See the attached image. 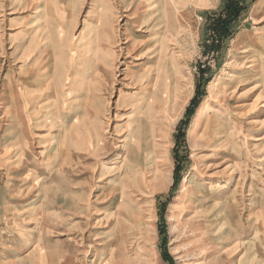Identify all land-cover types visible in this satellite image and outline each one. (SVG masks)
<instances>
[{"label": "rangeland", "instance_id": "obj_1", "mask_svg": "<svg viewBox=\"0 0 264 264\" xmlns=\"http://www.w3.org/2000/svg\"><path fill=\"white\" fill-rule=\"evenodd\" d=\"M145 1H108L110 68L89 57L101 0H0V264H264V0ZM229 1L242 10L218 37ZM149 3L163 31L176 19L174 89L137 136Z\"/></svg>", "mask_w": 264, "mask_h": 264}, {"label": "bare ground", "instance_id": "obj_2", "mask_svg": "<svg viewBox=\"0 0 264 264\" xmlns=\"http://www.w3.org/2000/svg\"><path fill=\"white\" fill-rule=\"evenodd\" d=\"M101 1H102L101 4H103V5L101 6L102 10L98 9V12H97L98 21H99V25L97 26V30L100 31L99 30V26H100L101 30L105 34V37L101 41L97 42V45H96L97 48H95L94 52H91V54L89 52V57H90L91 62L92 61L93 62L98 61V59H99V60H101V62L103 61L105 63L107 61L106 52H108L109 54L114 53L112 51V49L107 48L108 46L105 47V44L110 43V41H112V39L114 38V32L115 31L113 28H114V23H115L117 17H115L114 13L112 12L113 7L110 3H108L109 0H101ZM149 1H151L152 4H155L153 2L154 1L156 2L157 0H147V1H145L146 4ZM99 2H100V0H97L98 5H99ZM151 3H149V4H151ZM152 4L147 5L148 9L146 12H144L143 15L139 14L135 17V21H137L139 23L138 28L136 29L135 32L140 33V34H147L149 36V39L144 41L143 43L142 42L134 43L131 46V48H135V46H136V48H141L142 46H145L146 44H148V45L152 44L153 45L152 47L147 48L149 53H153V55H150V57H145V58H147L148 61H150V63L152 61L153 64L151 63L150 66L146 70H144L142 73H137V74L135 73L133 80H131V82H130L131 84H132V82L134 84L139 83L141 86V85L145 84V82H147L148 80H154L155 79L152 86L146 87L145 85H143V87L141 86L138 89V92H137L138 94L134 93V95L130 96L131 99H138L137 102L139 103V105L137 107H139V109H142L144 107L143 105H146L144 115L143 116H141V115L137 116L135 119V120H137L136 125H135V132H136L137 136L142 135V131L147 129V127H148L147 125L151 119H153V120H151L152 122H154L156 120V115H157L158 109L162 108V107H166L168 105V101L173 96L172 91L174 89V86L172 85L174 74L172 71H170L171 74H169L167 72L168 75H166V78H165L166 82L163 81L164 73H163L162 69L165 68L164 67V58L166 56H164L162 53L166 49V51L169 52V60H172L174 57L173 48H171L170 46H172V45L174 46L176 43L175 36L173 33L174 32L173 28L176 26V19L173 15H172L173 16L172 18L171 17H169V18L164 17V19H166V21L168 22V25H167L166 29L163 31L162 27L159 26L161 24L157 23V21L159 20L160 17L157 18L159 16V15H157V11L152 10L154 8V5H152ZM170 4H175V3L172 2ZM161 7H162V5H161ZM153 13H155L156 16H153ZM162 32L168 33L167 34L168 36H166L165 38L164 37L159 38V36L163 35ZM127 34H129V33H127ZM136 37H138V36H136ZM169 47L171 49H169ZM127 57H128V55H125L124 58H127ZM114 60L115 59L113 57L109 61V63H105V64H108L110 66V68H113ZM95 63L96 64L93 63L92 66H95L98 64L97 62H95ZM112 72H113V70H112ZM112 72H110V73H112ZM128 73L129 72H127L126 76L128 75ZM112 75H113V73H112ZM112 79H114V78H112ZM126 88H129V86ZM136 95L137 96L140 95V96L136 97ZM122 103H124L123 98H122ZM14 105L15 106H14V112L13 113L15 115H17V120H18L17 125H18L19 130L21 131V134H23L22 136H24V138L22 139V143H24L25 133H26V131H25L26 121H25V118L23 116L25 115V112L23 109V105H19V108H17V110H16L17 104L15 103ZM204 112H205L204 108L200 107L198 109L197 118L200 117L201 115H203ZM102 127L104 128V126H102ZM105 129L106 128H104L103 130L107 131ZM67 134L68 133H66V135ZM18 153H20L18 159L22 161L24 159V157L26 156V152L22 151V152H18ZM69 157H70V155H69ZM66 158H68V154H67Z\"/></svg>", "mask_w": 264, "mask_h": 264}, {"label": "trees", "instance_id": "obj_3", "mask_svg": "<svg viewBox=\"0 0 264 264\" xmlns=\"http://www.w3.org/2000/svg\"><path fill=\"white\" fill-rule=\"evenodd\" d=\"M242 10L241 7H239V5H237L234 2H228L227 5L225 6L224 12L221 15L224 16H219L217 19L214 20L213 22V27L215 29V32L218 34V37H227L229 35V24L230 22L233 21L234 18H236L239 14L240 11ZM200 76L201 78H203L204 74H205V69L204 70H200ZM198 87V86H197ZM199 104V97H198V93H195V95L193 96V98L190 101V104L186 110V116L187 118L182 119L181 122L178 125V133H177V137L176 139L178 140H183L184 136H185V126L188 124L189 119L191 117V115L193 114V111L195 109L196 106H198ZM175 148H176V144H175ZM175 162H176V166H175V180H177L179 178V161L177 160V156L176 153L173 154ZM165 237V236H164ZM162 258L165 260L166 263L170 264L171 263V259L168 256V254L166 253L165 250L162 251Z\"/></svg>", "mask_w": 264, "mask_h": 264}]
</instances>
